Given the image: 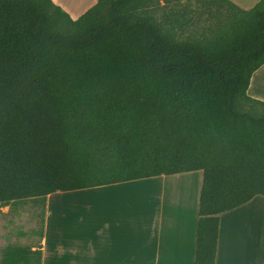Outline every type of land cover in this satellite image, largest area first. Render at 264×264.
I'll return each mask as SVG.
<instances>
[{
	"label": "trees",
	"instance_id": "obj_1",
	"mask_svg": "<svg viewBox=\"0 0 264 264\" xmlns=\"http://www.w3.org/2000/svg\"><path fill=\"white\" fill-rule=\"evenodd\" d=\"M173 0H0V211L41 204L38 241L0 264H41L46 196L201 170L193 264H215L220 214L264 197V0H210L182 37L149 12Z\"/></svg>",
	"mask_w": 264,
	"mask_h": 264
},
{
	"label": "crops",
	"instance_id": "obj_2",
	"mask_svg": "<svg viewBox=\"0 0 264 264\" xmlns=\"http://www.w3.org/2000/svg\"><path fill=\"white\" fill-rule=\"evenodd\" d=\"M53 1L72 18L95 2ZM230 1L249 9L259 0ZM247 94L264 101V64ZM201 184L193 170L49 193L41 264H193ZM261 209L256 195L220 214L215 264H264Z\"/></svg>",
	"mask_w": 264,
	"mask_h": 264
},
{
	"label": "rangeland",
	"instance_id": "obj_3",
	"mask_svg": "<svg viewBox=\"0 0 264 264\" xmlns=\"http://www.w3.org/2000/svg\"><path fill=\"white\" fill-rule=\"evenodd\" d=\"M76 1L82 5L86 2L72 0V5H75ZM215 9V5L211 4L210 0H173L155 2L149 12L165 27H173L177 34L184 37L208 24L209 17ZM41 210L42 205L34 204L31 200L12 208L1 207L0 257L3 247L8 244H30L38 241V236L33 230L39 227ZM259 219L260 222L256 225L264 226V219Z\"/></svg>",
	"mask_w": 264,
	"mask_h": 264
}]
</instances>
